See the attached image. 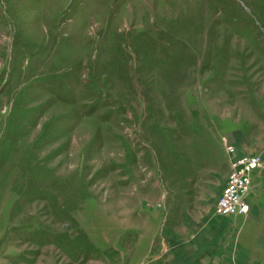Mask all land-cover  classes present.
<instances>
[{
  "label": "rangeland",
  "instance_id": "1",
  "mask_svg": "<svg viewBox=\"0 0 264 264\" xmlns=\"http://www.w3.org/2000/svg\"><path fill=\"white\" fill-rule=\"evenodd\" d=\"M229 146L264 160V0H0V264H236Z\"/></svg>",
  "mask_w": 264,
  "mask_h": 264
},
{
  "label": "built area",
  "instance_id": "2",
  "mask_svg": "<svg viewBox=\"0 0 264 264\" xmlns=\"http://www.w3.org/2000/svg\"><path fill=\"white\" fill-rule=\"evenodd\" d=\"M230 175L218 202L217 213L231 217L246 215L251 207L250 199L256 174L263 168V158L253 154H236L233 146L228 147Z\"/></svg>",
  "mask_w": 264,
  "mask_h": 264
},
{
  "label": "crops",
  "instance_id": "3",
  "mask_svg": "<svg viewBox=\"0 0 264 264\" xmlns=\"http://www.w3.org/2000/svg\"><path fill=\"white\" fill-rule=\"evenodd\" d=\"M250 223L253 222L250 221ZM246 236H248V234ZM244 243L245 245H242L239 252L236 254V264H264V220L262 221L258 233H254L250 238L246 237ZM186 253L189 254L192 252L184 251V255H186ZM188 254L186 256L193 258V255ZM227 263L226 261L223 262V264Z\"/></svg>",
  "mask_w": 264,
  "mask_h": 264
}]
</instances>
